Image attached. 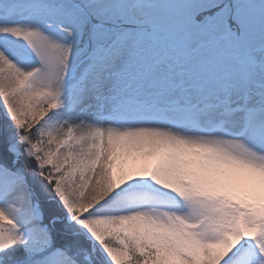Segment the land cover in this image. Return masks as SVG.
<instances>
[{
	"label": "snow or ice",
	"instance_id": "6c2138e0",
	"mask_svg": "<svg viewBox=\"0 0 264 264\" xmlns=\"http://www.w3.org/2000/svg\"><path fill=\"white\" fill-rule=\"evenodd\" d=\"M0 264H264V0H0Z\"/></svg>",
	"mask_w": 264,
	"mask_h": 264
}]
</instances>
